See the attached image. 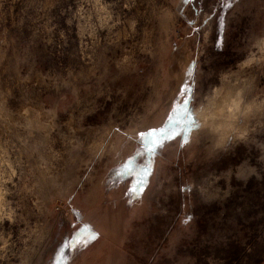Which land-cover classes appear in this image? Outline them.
<instances>
[{
  "label": "rangeland",
  "instance_id": "374dc122",
  "mask_svg": "<svg viewBox=\"0 0 264 264\" xmlns=\"http://www.w3.org/2000/svg\"><path fill=\"white\" fill-rule=\"evenodd\" d=\"M81 2L0 0V105L21 122L16 114L24 107L40 111L42 121L52 109L62 132L65 121L81 119L85 131L77 135L86 146L69 152L53 132L59 159L45 150L51 163L39 168L21 143L26 131L0 127V144L7 141L10 156L22 161L28 185L39 184L40 200L39 211L31 198L24 202L36 228L26 243L17 225H0L15 241L0 264H53L84 224L98 238L67 253L65 264H264V127L218 145L195 122L205 93L264 35V0H102L121 23L110 33L98 29V44L78 33ZM238 75L249 78L245 98L264 89V62ZM64 81L80 90L78 102ZM184 83L194 92L187 122L176 130L190 143L177 138L152 157L138 133L166 120ZM39 136L33 131L29 145ZM130 154L141 169L153 165L135 196L132 178L119 174Z\"/></svg>",
  "mask_w": 264,
  "mask_h": 264
},
{
  "label": "clouds",
  "instance_id": "9594fccd",
  "mask_svg": "<svg viewBox=\"0 0 264 264\" xmlns=\"http://www.w3.org/2000/svg\"><path fill=\"white\" fill-rule=\"evenodd\" d=\"M124 6L129 7V4L126 2ZM93 16H95V21ZM75 17L81 40L83 41L87 37L94 44H98L101 39L98 29H106L110 33L116 25L121 23L120 17L116 15L114 18L110 6L102 0H82L76 10ZM129 28L132 32L135 31V20L129 21ZM2 58L3 53L0 52V59ZM127 60L128 57H124L121 64ZM21 62L18 61L14 68L17 75H19ZM259 62H264V35L252 42L248 54L238 62L232 73L221 75L219 82L212 85L210 91L205 93L202 105L196 110L201 126L216 137L218 145L228 137L245 140L250 133L264 127V89L259 88L248 98H245V86L249 85V78L238 75L244 69ZM117 67L120 65L118 64ZM233 76L235 78H232ZM102 79L103 74L98 78V82ZM63 87L70 89L73 96L77 97L76 101H79L77 93L80 90L75 88L71 81H64ZM89 88L90 86L85 87L84 91L88 92ZM55 114L54 110L48 109L46 112L48 118L42 121L40 111L24 107L16 114L22 118V122L12 121V113L0 105V127H6L12 123L14 126L24 129L28 138L33 136V131L39 133V138L35 139L31 145H29L28 138L22 139L21 143L27 146L26 153L29 158L35 154L36 166L45 168L51 163V160L59 159L60 155L51 147V144L55 143V140L52 139L53 132L58 134L69 152H79L86 147L85 141L77 135V133L85 131L82 120L77 122L76 118H70L63 124L67 132H62L60 131L61 125L55 123ZM241 120L243 123H238ZM6 144L7 141L0 144V225L5 222L9 225H17L18 239L26 243V238L35 232L36 228L28 225L24 202L31 198L33 207L39 211L40 200L36 195L39 184L34 182L29 186L23 179L22 161L18 156H10ZM45 150L50 154L51 160L45 155ZM21 224L24 226L19 227ZM14 247L13 233L5 232L3 228H0V260H5ZM12 255H16V253L12 252ZM21 264H24V261H21Z\"/></svg>",
  "mask_w": 264,
  "mask_h": 264
},
{
  "label": "snow or ice",
  "instance_id": "6c2138e0",
  "mask_svg": "<svg viewBox=\"0 0 264 264\" xmlns=\"http://www.w3.org/2000/svg\"><path fill=\"white\" fill-rule=\"evenodd\" d=\"M204 23H207V21H204ZM195 31L198 32L200 29H195ZM189 85L190 83L182 84L176 97L172 101L171 110L168 113L166 120L163 121L160 126L138 133L139 140L142 141L145 137L148 138V143L141 146L144 147V150L150 153L152 157H154L168 142L174 141L177 138L183 137L182 146L190 143V137L188 135H185L183 131L177 132L176 130L177 124L187 122L186 117L187 114H189L187 105L194 92L190 93ZM169 124H173V127L169 128ZM152 168V164L147 165L143 169L139 168L136 162L131 158V154L126 158V160L120 165L119 174L121 176L132 178V185L128 190L129 194L135 196L145 191L144 185L150 177ZM187 222V220L181 221L182 224H186ZM97 238L98 233L92 230L90 225H77L71 236L67 237L62 243L61 248L54 258L53 264H65L68 259L67 253L79 249Z\"/></svg>",
  "mask_w": 264,
  "mask_h": 264
},
{
  "label": "bare ground",
  "instance_id": "6f19581e",
  "mask_svg": "<svg viewBox=\"0 0 264 264\" xmlns=\"http://www.w3.org/2000/svg\"><path fill=\"white\" fill-rule=\"evenodd\" d=\"M195 118H196V121H195V122H196L197 124H200V125H201V123H200V119H199V117L197 116V114L195 115Z\"/></svg>",
  "mask_w": 264,
  "mask_h": 264
}]
</instances>
